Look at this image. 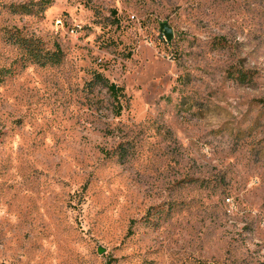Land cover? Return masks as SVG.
I'll use <instances>...</instances> for the list:
<instances>
[{"label":"rangeland","instance_id":"1","mask_svg":"<svg viewBox=\"0 0 264 264\" xmlns=\"http://www.w3.org/2000/svg\"><path fill=\"white\" fill-rule=\"evenodd\" d=\"M262 99L264 0H0V264H264Z\"/></svg>","mask_w":264,"mask_h":264},{"label":"trees","instance_id":"2","mask_svg":"<svg viewBox=\"0 0 264 264\" xmlns=\"http://www.w3.org/2000/svg\"><path fill=\"white\" fill-rule=\"evenodd\" d=\"M8 40L11 43L18 44L20 47H24L26 51L28 52V56L34 63H40L42 65L47 63H53V62H59L60 58L58 55L53 52L42 54L38 48L36 49L33 43L30 39L19 35V34H8ZM240 81H244L247 78L246 73L242 72L238 75ZM93 83L103 85L106 88H108V91L110 93V96L112 97L114 103H116L114 107L115 115L118 116V114L121 113L123 109V103L122 99L125 97V91L124 87L116 85L114 82H111L107 77H105L102 73H98L95 75V78L93 79ZM262 102L264 104V99H262Z\"/></svg>","mask_w":264,"mask_h":264},{"label":"water","instance_id":"3","mask_svg":"<svg viewBox=\"0 0 264 264\" xmlns=\"http://www.w3.org/2000/svg\"><path fill=\"white\" fill-rule=\"evenodd\" d=\"M161 29H163V32H164L166 39H168V41H171L172 36H173V30H172L171 26L169 25V23L162 21ZM99 252L102 253L103 250L100 249Z\"/></svg>","mask_w":264,"mask_h":264}]
</instances>
